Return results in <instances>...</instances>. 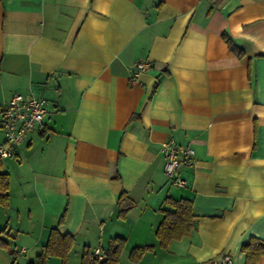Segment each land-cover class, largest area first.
Listing matches in <instances>:
<instances>
[{
  "label": "crops",
  "instance_id": "obj_1",
  "mask_svg": "<svg viewBox=\"0 0 264 264\" xmlns=\"http://www.w3.org/2000/svg\"><path fill=\"white\" fill-rule=\"evenodd\" d=\"M14 93L46 113L0 162V264L35 262L52 229L73 242L43 264L115 237L114 264H246L243 243L264 240V0H0V111ZM171 139L195 151L185 186L163 170ZM168 197L193 226L162 247Z\"/></svg>",
  "mask_w": 264,
  "mask_h": 264
},
{
  "label": "trees",
  "instance_id": "obj_2",
  "mask_svg": "<svg viewBox=\"0 0 264 264\" xmlns=\"http://www.w3.org/2000/svg\"><path fill=\"white\" fill-rule=\"evenodd\" d=\"M224 39L230 49L237 55H242V50L233 45L227 35ZM8 174L0 172V206L8 205ZM167 207L162 209L164 217L156 229V236L159 244L166 247L170 241L188 236L193 226V215L191 201L187 199L166 198ZM119 211L124 213L132 205V201L126 195H120L118 199ZM2 230L0 229V233ZM73 242L70 235H60L56 229H52L47 243L43 246L42 252L35 262L29 264H43L49 256H60L63 260ZM0 245L5 246L4 241L0 239ZM124 245V238L115 237L110 240L109 246L105 249L106 258L100 264H114ZM148 247L138 248L134 251L137 255ZM242 249L246 254V264H259V259L264 256V240L252 237L243 243ZM92 249H86L82 256V264H93Z\"/></svg>",
  "mask_w": 264,
  "mask_h": 264
},
{
  "label": "built area",
  "instance_id": "obj_3",
  "mask_svg": "<svg viewBox=\"0 0 264 264\" xmlns=\"http://www.w3.org/2000/svg\"><path fill=\"white\" fill-rule=\"evenodd\" d=\"M150 66L147 60L136 63L131 79L136 81L138 76L147 71ZM45 103V99L41 96L26 99L21 93H14L2 106L0 113L4 140L0 142V162L5 158L13 157L28 133L42 123L46 113ZM161 151L165 159L163 170L170 184L185 186V180L179 176V169L182 165L192 164L194 149L171 139L162 143ZM92 253L95 259L93 264H100L106 258L103 248L96 247ZM214 264H232V258L229 254H224L214 261Z\"/></svg>",
  "mask_w": 264,
  "mask_h": 264
}]
</instances>
